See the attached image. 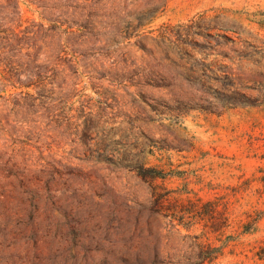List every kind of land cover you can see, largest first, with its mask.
<instances>
[{"label": "rangeland", "instance_id": "obj_1", "mask_svg": "<svg viewBox=\"0 0 264 264\" xmlns=\"http://www.w3.org/2000/svg\"><path fill=\"white\" fill-rule=\"evenodd\" d=\"M105 2L0 82V264H264V0Z\"/></svg>", "mask_w": 264, "mask_h": 264}, {"label": "trees", "instance_id": "obj_2", "mask_svg": "<svg viewBox=\"0 0 264 264\" xmlns=\"http://www.w3.org/2000/svg\"><path fill=\"white\" fill-rule=\"evenodd\" d=\"M86 1L39 0L33 3L49 24L45 27L32 23L23 26L21 0H0V82L20 90L19 97L32 100L33 96L25 90L33 89L39 97L52 91L53 88L48 90L47 86L54 83L55 65L64 52L61 50L64 34L81 29L91 31L99 24L97 19L107 15L106 0H94L91 4ZM62 18L64 21H59ZM69 39L70 35L65 41ZM45 46L49 47L47 52L43 50ZM4 90L0 89V93ZM213 260L212 249L201 248L194 264Z\"/></svg>", "mask_w": 264, "mask_h": 264}]
</instances>
